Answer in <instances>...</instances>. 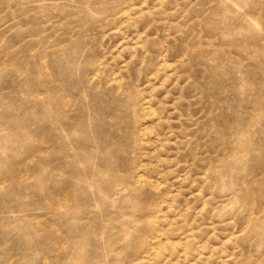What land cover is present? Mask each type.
Segmentation results:
<instances>
[{"label":"rangeland","instance_id":"obj_1","mask_svg":"<svg viewBox=\"0 0 264 264\" xmlns=\"http://www.w3.org/2000/svg\"><path fill=\"white\" fill-rule=\"evenodd\" d=\"M0 264H264V0H0Z\"/></svg>","mask_w":264,"mask_h":264}]
</instances>
